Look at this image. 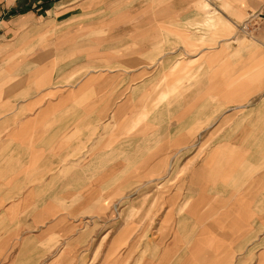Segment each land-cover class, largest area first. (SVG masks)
<instances>
[{
  "label": "crops",
  "instance_id": "obj_1",
  "mask_svg": "<svg viewBox=\"0 0 264 264\" xmlns=\"http://www.w3.org/2000/svg\"><path fill=\"white\" fill-rule=\"evenodd\" d=\"M0 264H264V0H0Z\"/></svg>",
  "mask_w": 264,
  "mask_h": 264
},
{
  "label": "built area",
  "instance_id": "obj_2",
  "mask_svg": "<svg viewBox=\"0 0 264 264\" xmlns=\"http://www.w3.org/2000/svg\"><path fill=\"white\" fill-rule=\"evenodd\" d=\"M262 19L260 13L252 14L244 23L237 26V35L248 38L252 37L255 31L259 28Z\"/></svg>",
  "mask_w": 264,
  "mask_h": 264
},
{
  "label": "rangeland",
  "instance_id": "obj_3",
  "mask_svg": "<svg viewBox=\"0 0 264 264\" xmlns=\"http://www.w3.org/2000/svg\"><path fill=\"white\" fill-rule=\"evenodd\" d=\"M248 38V37H247ZM132 193H129V194H125L124 195V200H132ZM135 195V194H134ZM137 196V195H136ZM147 196V193H143V194H141L140 196H139V198H140V200L142 199V200H147V199H149V198H147L146 197ZM136 199H138V198H136Z\"/></svg>",
  "mask_w": 264,
  "mask_h": 264
}]
</instances>
